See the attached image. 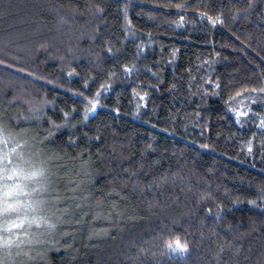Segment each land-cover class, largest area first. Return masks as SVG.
Listing matches in <instances>:
<instances>
[{"label":"trees","instance_id":"16d2710c","mask_svg":"<svg viewBox=\"0 0 264 264\" xmlns=\"http://www.w3.org/2000/svg\"><path fill=\"white\" fill-rule=\"evenodd\" d=\"M0 59V117L45 171L20 199L56 225H25L16 264H264V0H0ZM113 72L84 121L75 93Z\"/></svg>","mask_w":264,"mask_h":264},{"label":"snow or ice","instance_id":"6c2138e0","mask_svg":"<svg viewBox=\"0 0 264 264\" xmlns=\"http://www.w3.org/2000/svg\"><path fill=\"white\" fill-rule=\"evenodd\" d=\"M176 7L181 8L184 7V5L178 4ZM95 11L102 14L103 8L97 6ZM200 16L201 18L206 17L208 22L212 25L224 23L222 14L213 17L208 15L206 12H201ZM180 19L183 21L184 17L181 16ZM125 20L126 23L130 25V21L127 20L126 15ZM107 51L112 53L113 50L109 47ZM0 64L5 65L6 67H13L12 64L6 63L3 59H0ZM134 70L135 65H132L131 67L125 65L123 67L125 76L130 75ZM17 71H23V69L18 68ZM28 75L33 74L28 73ZM68 75L71 77L73 72H69ZM114 75V72L110 73L108 81L100 83L99 88L94 95L90 96L87 94V90L90 87L88 79H85L83 83L84 90L77 91L75 93V95L83 98L85 105L83 109L84 121H87L89 113L96 112L97 107L100 104V97L104 92L108 91L112 87L110 81L111 77ZM152 75H155V73H152ZM92 79L94 80V78ZM216 87L219 88L220 85L217 83ZM252 91L264 94V85L258 89L253 88ZM146 95L147 93L139 96V99L143 101ZM242 95V92L236 93L237 97ZM233 102L234 98L232 97H230L227 101L228 104H232ZM42 103L47 104L48 101L44 100ZM253 103H255V99H253ZM41 110L42 109L38 107L35 109V112L38 113ZM71 111L74 112L76 109L73 108ZM229 111H233L235 113V116L237 117L236 122L240 123V117H247L251 112V109L237 110L230 107ZM252 115L256 116L259 120L256 127L260 130H264V115H258L256 113H252ZM63 116L64 121L67 122L70 118V112L64 111ZM60 126L61 125H57L53 122V127L58 128ZM98 138L99 137H97V139ZM247 144V151L251 154L253 152V141L249 140ZM22 147L23 145L19 143L17 136L10 130V125L7 120L0 117V264H16L15 257L20 256L21 254L28 255L27 252H23V245L25 243L32 244L41 242L38 238H32L30 232L25 230V225H27L28 229H31L33 225L37 229L44 227L45 225L49 230L56 227V225L51 223L45 215H41L43 212V201L38 199H20L21 196L30 197L32 193L41 191L43 188L41 181L45 178L44 169L34 167L31 164V161L26 159L24 153L20 151ZM204 147H207V145H204ZM30 183L41 185V187H33L29 191L28 189ZM261 199L264 201V190L261 192ZM249 203L253 206H258L256 200H251ZM208 211L211 212V209H208ZM13 216H15L14 219L12 218ZM21 231H23L24 236L29 237L27 241L20 238ZM13 247L17 249L15 254L12 252ZM165 247L169 254H176L181 257L190 251L188 242H182L179 237H176L174 240L166 241Z\"/></svg>","mask_w":264,"mask_h":264}]
</instances>
